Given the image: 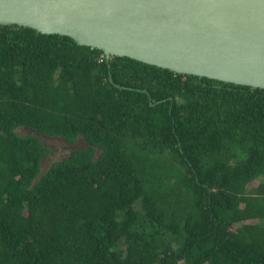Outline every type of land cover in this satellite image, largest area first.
<instances>
[{
	"label": "trees",
	"instance_id": "16d2710c",
	"mask_svg": "<svg viewBox=\"0 0 264 264\" xmlns=\"http://www.w3.org/2000/svg\"><path fill=\"white\" fill-rule=\"evenodd\" d=\"M0 264H264V90L0 25Z\"/></svg>",
	"mask_w": 264,
	"mask_h": 264
},
{
	"label": "water",
	"instance_id": "95a60500",
	"mask_svg": "<svg viewBox=\"0 0 264 264\" xmlns=\"http://www.w3.org/2000/svg\"><path fill=\"white\" fill-rule=\"evenodd\" d=\"M0 25L264 90V0H0Z\"/></svg>",
	"mask_w": 264,
	"mask_h": 264
},
{
	"label": "rangeland",
	"instance_id": "374dc122",
	"mask_svg": "<svg viewBox=\"0 0 264 264\" xmlns=\"http://www.w3.org/2000/svg\"><path fill=\"white\" fill-rule=\"evenodd\" d=\"M16 132L18 134L34 133L33 130L25 127L16 128ZM36 135L39 138V140L42 142V144L49 148L48 153L41 160L40 163L41 171H44L52 162L66 157L72 148L84 144L81 138H78L77 141L73 144H68L64 140L58 137L39 135V134ZM255 183L256 181L252 182L251 185H254Z\"/></svg>",
	"mask_w": 264,
	"mask_h": 264
}]
</instances>
